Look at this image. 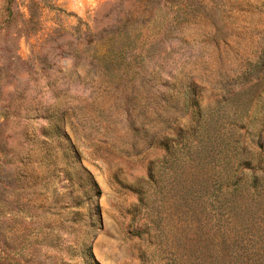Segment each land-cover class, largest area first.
I'll list each match as a JSON object with an SVG mask.
<instances>
[{
  "label": "rangeland",
  "instance_id": "rangeland-1",
  "mask_svg": "<svg viewBox=\"0 0 264 264\" xmlns=\"http://www.w3.org/2000/svg\"><path fill=\"white\" fill-rule=\"evenodd\" d=\"M0 264H264V0H0Z\"/></svg>",
  "mask_w": 264,
  "mask_h": 264
},
{
  "label": "trees",
  "instance_id": "trees-1",
  "mask_svg": "<svg viewBox=\"0 0 264 264\" xmlns=\"http://www.w3.org/2000/svg\"><path fill=\"white\" fill-rule=\"evenodd\" d=\"M8 10H9V8H8Z\"/></svg>",
  "mask_w": 264,
  "mask_h": 264
}]
</instances>
